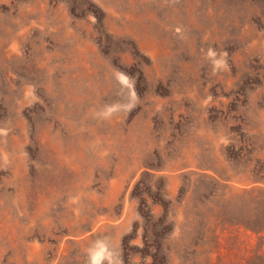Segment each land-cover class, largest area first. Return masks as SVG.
<instances>
[{
    "label": "rangeland",
    "instance_id": "rangeland-1",
    "mask_svg": "<svg viewBox=\"0 0 264 264\" xmlns=\"http://www.w3.org/2000/svg\"><path fill=\"white\" fill-rule=\"evenodd\" d=\"M0 264H264V0H0Z\"/></svg>",
    "mask_w": 264,
    "mask_h": 264
}]
</instances>
